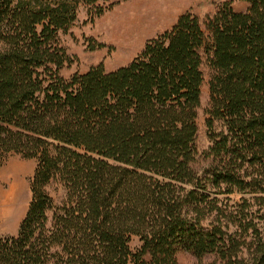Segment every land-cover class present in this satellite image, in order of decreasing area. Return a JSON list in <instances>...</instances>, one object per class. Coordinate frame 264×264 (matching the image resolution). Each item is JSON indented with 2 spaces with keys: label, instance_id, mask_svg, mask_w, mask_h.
Here are the masks:
<instances>
[{
  "label": "trees",
  "instance_id": "obj_1",
  "mask_svg": "<svg viewBox=\"0 0 264 264\" xmlns=\"http://www.w3.org/2000/svg\"><path fill=\"white\" fill-rule=\"evenodd\" d=\"M244 1L203 22L185 11L127 63L65 77L61 35L107 0H0V166L37 159L0 264H177L179 250L264 264V0ZM203 56L211 161L196 169Z\"/></svg>",
  "mask_w": 264,
  "mask_h": 264
},
{
  "label": "rangeland",
  "instance_id": "obj_2",
  "mask_svg": "<svg viewBox=\"0 0 264 264\" xmlns=\"http://www.w3.org/2000/svg\"><path fill=\"white\" fill-rule=\"evenodd\" d=\"M223 1H231L235 9L247 6L244 0H191L183 5L178 3L175 7L166 4L160 6L152 0H107V8L92 22L87 21L86 7H81L75 24L61 35L62 43L72 61L65 64L60 73L69 77L75 72L82 73L99 62L107 70L114 69L130 61L148 39L169 29L181 13L190 11L203 22ZM140 2L141 11L136 15L131 14L130 9ZM115 19L118 23H115ZM212 73L213 70L203 56V85L196 119V169H202L211 161V157L206 154L211 140L205 118L209 107L208 81ZM36 165V158H27L15 152L5 155L0 166V236L17 233L31 199L30 181ZM50 194L58 202L61 192L51 189ZM177 264L221 263L214 253L205 254L199 259L191 251L179 250Z\"/></svg>",
  "mask_w": 264,
  "mask_h": 264
},
{
  "label": "bare ground",
  "instance_id": "obj_3",
  "mask_svg": "<svg viewBox=\"0 0 264 264\" xmlns=\"http://www.w3.org/2000/svg\"><path fill=\"white\" fill-rule=\"evenodd\" d=\"M152 1H154L157 5H162V4H166L167 6H172V7H175V6H178L179 4H181V5H183V4H185V3H187L188 1H191V0H185V1H183V0H152ZM179 3V4H178ZM141 9H142V7H141V2L138 4V6H136V7H132L131 9H130V13L132 14H138V11L140 10L141 11ZM121 15H123V14H121ZM117 19H119V18H117ZM117 19H115L114 21H115V23H118V20ZM120 20V19H119ZM121 21V20H120ZM2 203V202H1Z\"/></svg>",
  "mask_w": 264,
  "mask_h": 264
}]
</instances>
